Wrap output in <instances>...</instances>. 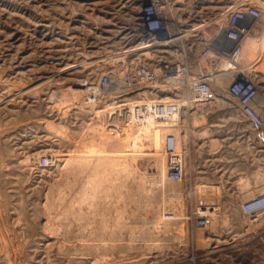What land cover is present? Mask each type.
<instances>
[{
    "label": "rangeland",
    "instance_id": "374dc122",
    "mask_svg": "<svg viewBox=\"0 0 264 264\" xmlns=\"http://www.w3.org/2000/svg\"><path fill=\"white\" fill-rule=\"evenodd\" d=\"M143 1L0 0V264H264V214L253 221L243 210L262 193L238 207L222 200L224 186L169 180L166 135L179 136L180 127L165 129L164 146L154 149L142 130L106 118L138 92L100 86L105 74L123 77L147 63L159 74L155 85L166 89L164 101L181 100L185 116L193 105L189 81L164 83L159 64L185 63L197 77L201 64L213 71L201 51L215 34L204 32L224 29L225 11L245 0H160L164 27L142 34ZM251 1L264 14V0ZM260 42L240 63L259 98ZM133 46L140 48L124 52ZM231 81L218 88L210 80L215 96H231ZM44 155L50 166L39 165ZM252 165L259 180L264 146L253 147ZM214 204L218 217L210 213L209 226H198V208ZM181 215L183 228L167 225Z\"/></svg>",
    "mask_w": 264,
    "mask_h": 264
},
{
    "label": "built area",
    "instance_id": "2783aa9c",
    "mask_svg": "<svg viewBox=\"0 0 264 264\" xmlns=\"http://www.w3.org/2000/svg\"><path fill=\"white\" fill-rule=\"evenodd\" d=\"M227 11V24L222 36L217 39L213 38L205 44L201 52L205 58L210 57L214 52L224 57L225 62L229 64L228 69L234 71L240 66L244 40L251 31L256 30L262 39L264 38V14L262 7L251 0L234 4ZM164 23L165 15L161 9V1L145 0L142 3L139 21L142 32L156 33L164 27ZM159 65V70L166 84L187 77L190 84V93L193 94L191 101L205 102L215 97L210 79L207 76H192L187 64H173L165 61ZM158 80L159 74L156 68L147 63L139 62L128 67L123 72V78L119 75L118 78L109 74L103 75L100 86L106 87L116 83L119 86L118 88L134 90L138 85H152ZM228 92L237 98L242 112L253 125L256 128H264V116L256 105V99L261 92L257 81L246 74L236 73L228 86ZM89 94L96 101L101 97V92H94V88L90 90ZM121 105L122 115L127 118L128 122L143 126L149 121L155 120L159 125L172 130L177 128L176 122L179 120L181 111L184 108L183 102L175 99L162 101L151 98L131 103L122 101ZM165 152L168 179L176 182L180 181L185 174V165L180 154L179 137L175 132L167 133ZM51 164V156L44 155L39 160L40 166L47 167ZM243 210L251 218L262 216L264 214V193L246 200L243 204ZM197 214L196 224L200 227L209 226L211 223L210 215L200 213L199 208Z\"/></svg>",
    "mask_w": 264,
    "mask_h": 264
},
{
    "label": "crops",
    "instance_id": "0c3cea01",
    "mask_svg": "<svg viewBox=\"0 0 264 264\" xmlns=\"http://www.w3.org/2000/svg\"><path fill=\"white\" fill-rule=\"evenodd\" d=\"M212 27L209 26L208 29ZM140 32H142L141 28ZM183 36H188V33L183 34ZM249 36L262 41V37L256 30H252L247 37ZM247 37L245 38L246 40ZM178 38L181 37L170 38V41L174 42ZM246 40H244V43ZM170 41L167 40L166 42L170 43ZM156 44L162 45L159 42H156ZM147 46L150 47L152 45ZM139 48L133 46L124 52H135ZM157 48L154 49L156 50ZM210 58L211 65L215 71L218 70V74L224 71L225 67L220 68L219 66L221 61L225 60L224 57L214 52ZM246 61H249V59ZM199 67L201 76H207L211 81L216 79L214 70L210 71L208 67L202 64ZM150 87L147 89L142 88L140 85L136 86L134 89L135 92H138L135 95L136 101L151 99L150 96L155 95L159 96L158 99L162 101L169 99V97L163 95L166 91L163 86L152 84ZM231 96H215L205 102L191 101L193 105L190 106L189 113L182 116L183 110L181 111L177 128L180 127L179 149L185 165V174L180 183L186 188L191 185L224 186L221 187L222 200L224 202L232 201L240 207L241 203L253 191L264 193V172L259 180H253L252 177L253 147L264 146V128H256L242 112L237 98ZM256 105L264 113V94L261 98L257 97ZM121 106L107 110L106 118L108 119L110 112L120 110ZM110 124L115 127L120 125L116 123ZM124 127H129L131 132L135 131L136 133L142 130L151 144L152 131L155 127L151 126L150 123L143 126H137L132 123ZM157 129L162 130L164 139L163 132L165 129H160V127H157ZM253 185L255 187H252ZM225 186H228V188Z\"/></svg>",
    "mask_w": 264,
    "mask_h": 264
},
{
    "label": "bare ground",
    "instance_id": "6f19581e",
    "mask_svg": "<svg viewBox=\"0 0 264 264\" xmlns=\"http://www.w3.org/2000/svg\"><path fill=\"white\" fill-rule=\"evenodd\" d=\"M227 14H228V11L225 12L223 15L225 16L224 18L227 17ZM217 25V23H214ZM216 28V29H215ZM214 32H211L213 31ZM224 32V29H221V28H218L217 26H213L211 28V30H209L208 32H204L205 35H207L206 33H212V34H215L214 37L212 38H219L220 36H222ZM182 36V35H181ZM179 36V37H181ZM173 38V37H171ZM255 38V37H254ZM252 37H247V40L245 41L244 43V48H243V52L241 54V57H240V63H244L247 59H249V57L252 55L251 52H256L260 47H261V42L259 40H256ZM167 40L170 41V38H164L162 41L163 42H160V41H157V43H161L163 45L164 42H166ZM171 42V41H170ZM166 43H169V42H166ZM247 64V63H246ZM249 66V65H248ZM223 67V66H222ZM229 67V64L228 62H225V68H224V71H222L221 73L217 74L216 75V86L219 88V86L221 85H227V83H229V81H231V79L234 77V74L236 73H242V74H245V69H240V66H238V69L237 70H234V71H230L228 69ZM221 68V67H220ZM253 68V67H252ZM218 71V70H217ZM123 78V77H122ZM124 82V80H123ZM116 86H118L116 83H115ZM94 88V87H93ZM96 89V88H95ZM264 94V93H263ZM167 100V99H165ZM131 103V102H130ZM108 121L110 123H116V124H122L124 126L126 125H131L133 122H128L127 121V118L125 116L122 115V111L121 109L120 110H116V111H112L109 113L108 115ZM180 121V118L179 120ZM178 121L176 122V125L178 124ZM151 124V126L155 127L153 128V132H152V138H151V143H152V146L154 147V149H161V147H163L164 145V139L162 137V130H159L157 129V127H160L161 128H164V129H167L166 127H163L162 125H159L155 120H151L149 121L148 123L144 124V125H147V124ZM179 125V124H178ZM179 137V136H178ZM163 174H165V170L163 171ZM164 177V176H163ZM178 188V187H177ZM212 209V211H211ZM217 209V206L214 204V205H207L205 207V209H201L199 208L200 212L201 213H207V214H212V217L216 218L218 217L219 213H216L215 210ZM186 216V215H185ZM261 216L257 217V218H252L253 221H257L259 220ZM186 218V217H185ZM185 218L181 216H178L177 219H174L173 221H167L168 222V226H171V225H176L178 226L180 229L183 228L184 226V223H185ZM168 220V219H167ZM154 223H157L159 221L154 220L153 221ZM178 231V229H177Z\"/></svg>",
    "mask_w": 264,
    "mask_h": 264
}]
</instances>
